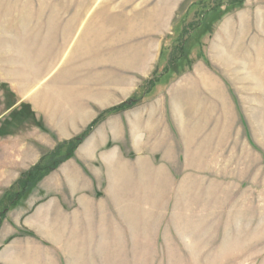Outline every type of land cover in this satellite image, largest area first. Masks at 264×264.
Wrapping results in <instances>:
<instances>
[{
    "label": "crops",
    "instance_id": "0c3cea01",
    "mask_svg": "<svg viewBox=\"0 0 264 264\" xmlns=\"http://www.w3.org/2000/svg\"><path fill=\"white\" fill-rule=\"evenodd\" d=\"M77 2L67 4L71 9ZM79 3L86 6L87 0ZM173 3L168 32L141 33L144 40L140 45L127 44L121 29L107 27L100 31L99 51L87 50L98 47L90 39L91 29L78 42L82 43L80 52L70 54L71 60L52 62L51 77L44 76L43 61L24 60L21 81H8L18 105L24 104V129L0 137V197L5 193L9 198L21 174L39 163L44 150H54L58 142L82 135L102 114L136 95L140 84L155 71L163 74L169 64L166 36L178 17L175 7L182 0ZM82 11L87 8L80 7ZM188 13L179 18L183 20ZM252 16L264 37L262 7L239 19L231 18L216 30L212 53L217 63L230 65L231 45L251 39L248 18ZM148 36H154L152 41H145ZM24 37V47L44 51L42 35ZM170 76H160L134 108L109 115L74 157L48 175L28 199L8 206L0 225V264H72L77 253L92 252L93 245L98 247L97 253L108 252V245L117 242L132 246L131 252L133 245L140 244L154 245L157 250L174 237L182 245L189 244L188 238L212 237L223 244L221 251L237 254L235 260L264 259V225L258 220L259 210L246 207V198L239 210L229 207L223 222L222 213L211 222L212 212L202 208L199 213L204 225L183 227L186 213L192 211L191 205L183 210L187 202L181 203V199L206 195V187L210 191L221 175L232 174L229 178L235 181L242 166L243 180L250 178L249 189L247 185L239 189L246 195L264 172L252 171L253 152H260L254 150L245 132L242 146L249 158L238 155L237 106L222 77L204 62L167 86ZM240 127L245 131L244 125ZM259 159L263 166V157ZM207 181L212 182L205 185ZM233 188L236 197L235 183ZM255 192L253 204H263L264 191L257 187ZM251 211L254 217L248 219ZM221 251L215 258L221 257Z\"/></svg>",
    "mask_w": 264,
    "mask_h": 264
},
{
    "label": "rangeland",
    "instance_id": "374dc122",
    "mask_svg": "<svg viewBox=\"0 0 264 264\" xmlns=\"http://www.w3.org/2000/svg\"><path fill=\"white\" fill-rule=\"evenodd\" d=\"M239 1L244 2L242 7L236 9L230 7L231 4ZM79 2L80 0L70 9L71 6L67 4L69 0H0V137L10 136L15 131L20 133L24 129V104L18 105L17 95L8 85V81H13L15 84L21 81L19 73L24 71V60L37 61L38 59L41 63L43 61L44 76L51 77L54 72V67L50 66L53 65L52 62L58 64V62L63 63L64 60H71L70 54L75 50L80 52L82 43L78 42L83 41L91 29L94 33L90 39L94 41V45H99V34L102 28L114 27L124 32L127 44L137 46L144 40V37H140L141 33L150 31L156 33L159 30L168 32L169 17L174 9V3L171 4L172 0H87L86 6H80ZM80 7H86L87 11L79 12ZM258 7L264 9V0H182V3L175 7V9L178 8V17L174 20L172 30L166 36V54H169V64L162 74L171 73L167 82L168 86L183 75L192 73L195 65L204 62L208 68L222 77L223 83L228 87L237 106L238 120L235 137L237 138L238 155H246L247 160L249 158L247 149L244 152L242 146L243 142L245 143L244 132L253 143L254 150L260 152L259 155L253 152L254 156L250 160L254 174L257 172L261 174V169L264 172V37L258 33L256 18L254 16L250 17V20L248 18L252 24V37L251 39L247 37L244 44L237 42L231 45L232 62L225 67L214 60L212 45L216 30L221 25L223 26L233 17L239 19L249 11L257 10ZM65 8L68 9L64 11ZM154 10L157 14L151 13ZM67 12L68 14L64 15ZM186 12H189L188 17L181 20L179 17ZM41 16L44 18L42 19ZM37 34L42 35L46 42L43 52H37L28 47L29 45L24 47L26 38L24 36L31 38ZM148 38L145 41H152L154 36H148ZM58 40H61V43H57ZM87 50L99 51V46ZM162 75L155 71L150 80L140 84V90L130 100L137 98L141 102L142 98L152 91L155 82ZM40 125L45 128L44 125ZM242 125L245 127L243 132L240 129ZM230 130H232L231 127ZM43 131L47 134L49 132L47 129ZM51 151L53 150H44L43 153ZM259 156L263 157V166H261ZM243 168L242 166V169L237 171L235 181L229 178L232 174L230 176L221 175L223 178L213 181L216 184L214 183L210 191V187H206V195L194 197L192 200L188 198L184 202L181 199V203L187 202V205L182 204L183 210L188 205L190 208L191 205L190 210L192 211L186 213L183 227H202L204 220L200 217L202 212L199 213L202 208L212 212L211 222L219 218L222 213L223 222L228 219L225 213L229 207H236L239 210L242 206L241 200L245 198L250 203L247 202V208L252 205L255 210L256 208L259 210L258 220L264 225V203L255 202L253 204V201H257L256 188L264 191V176L258 179L257 186H253L252 193L245 195V191L240 192L239 189H244L245 185H247L245 188L249 189L250 178L243 180L245 175ZM210 182L212 181L205 182V185H209ZM234 183L238 189L236 197L232 195ZM218 184H220L219 187ZM14 186L9 192V198L5 193L0 197V225L2 216L8 213L6 209L9 202L19 191ZM33 191L21 199L18 204L28 199ZM251 212H248V219L254 217V211ZM180 213L183 214L182 211ZM188 216L193 219H188ZM231 222L234 224L233 220ZM178 239L174 237L170 244L158 245L157 250L151 244L133 245L135 250L132 252L130 251L132 246H126L120 242L113 246L108 245L109 251L105 253L103 249L98 253L95 252L98 247L93 245L92 252L77 253L72 264H264V259L235 260L233 257L237 254H231L227 249L221 251L223 244L221 245L217 239L214 240L212 237L188 238V246L186 243V246L180 244ZM85 248L89 249L90 246H85ZM220 251L222 252L221 257L215 258Z\"/></svg>",
    "mask_w": 264,
    "mask_h": 264
},
{
    "label": "trees",
    "instance_id": "16d2710c",
    "mask_svg": "<svg viewBox=\"0 0 264 264\" xmlns=\"http://www.w3.org/2000/svg\"><path fill=\"white\" fill-rule=\"evenodd\" d=\"M243 1H239L235 4H231L230 7L237 8L242 7ZM139 99L134 98L121 106L111 109L100 116L82 135L79 137L68 141L58 143L57 147L51 151L43 153L41 160L38 164L34 167L29 169L28 171L24 172L20 179L18 180L17 184L14 186L19 191L14 194L11 201L9 202V207H14L18 204V202L27 197L37 186L38 184L52 172L60 167L66 161L72 159L75 155L76 150L78 147L88 138V136L94 131V129L109 115L119 113L126 109L132 108L134 105L139 103ZM39 127L46 131L44 127ZM9 208L6 209V211Z\"/></svg>",
    "mask_w": 264,
    "mask_h": 264
}]
</instances>
